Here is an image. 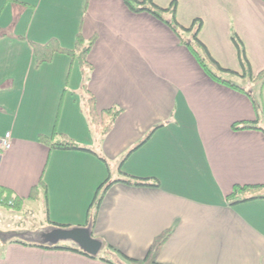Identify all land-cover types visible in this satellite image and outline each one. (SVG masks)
<instances>
[{
	"label": "crops",
	"instance_id": "1",
	"mask_svg": "<svg viewBox=\"0 0 264 264\" xmlns=\"http://www.w3.org/2000/svg\"><path fill=\"white\" fill-rule=\"evenodd\" d=\"M176 1L178 22L190 27L200 18L199 37L221 65L243 71L236 33L253 73L264 68V0ZM0 27L8 31L0 38V136L11 133L0 185L25 197L21 209L0 206L1 218L46 213L44 203L32 205L42 199L27 197L42 175L50 221L70 227L86 225L108 178L128 174L160 183L112 184L93 228L103 241L97 256L13 236L0 242V264H111L102 257L109 245L145 262L168 229L156 257L161 264H264V199L234 206L226 199L237 183H264V131L232 127L257 118L264 124L248 94L213 79L166 21L131 9L126 0H0ZM80 30L85 39L98 35L88 55V87L98 109H123L101 144L109 167L92 153L50 149L39 140L56 128L96 144L79 61L56 53L37 66L31 44L55 37L74 48ZM46 219L43 227L51 226Z\"/></svg>",
	"mask_w": 264,
	"mask_h": 264
},
{
	"label": "trees",
	"instance_id": "2",
	"mask_svg": "<svg viewBox=\"0 0 264 264\" xmlns=\"http://www.w3.org/2000/svg\"><path fill=\"white\" fill-rule=\"evenodd\" d=\"M128 6L135 10H149L154 13L164 21H166L170 27L176 32L181 42L188 45L192 50L194 56L200 63V65L206 70V72L215 80L228 84L240 91L248 94L256 112L258 115L264 116V102H263V87H264V68L257 73L256 75L252 72V66L250 60L247 56L245 45L241 38L234 33L232 38L234 43L238 49L240 63L242 65L243 71L239 73L237 70L224 67L221 63L211 54L207 45L200 39L199 30L202 25V20L197 18L194 20L193 25L190 27H185L181 25L176 18V10H177V1L172 0L168 7H163L158 5L153 0H126ZM186 32H191V36L188 38L185 36ZM8 35V31L0 27V38ZM19 39L25 40V35H18ZM98 38L97 34H94L89 39H85L82 31L80 30L76 36V43L74 48H66L63 47L57 38H51L44 43L32 42L36 65L40 66L41 64L51 62L56 53H65L69 55L73 60H78L81 66V70L84 74L82 89L85 90L86 102H85V110L88 116V122L90 125V129L92 130L95 136V145L83 144L76 141L74 138L70 137L66 133L59 132L56 128L54 129L51 135L40 134L39 140L48 145L50 149H60V150H79L92 153L99 157L108 167H109V159L103 154L101 149V144L104 137L112 130L114 127L115 121L119 114L123 111L121 107L117 105H112L110 107L99 110L96 103V97L92 93V91L88 87V82L91 77V72L93 70V64L89 61L88 55L92 47L94 46L96 40ZM221 72L235 74L241 77H248L252 80H261V84L259 85V89L255 91L253 88H246L244 85H241L235 81H233L229 77H225L221 74ZM261 117V116H260ZM261 118H257L254 120H240L235 121L232 124L234 129H261L264 131V124L260 123ZM163 123L156 125L149 134L145 137V139L138 145L140 146L145 140H147ZM124 182L130 185L137 186H159V181L150 177H135L132 175L126 174L122 178L106 179L97 189L96 197L94 199L95 208L92 214H89L86 225L91 226L92 232L95 225L96 217L98 214L99 206L108 191V189L115 182ZM49 190L48 185L42 175L37 183H35L28 194V198L33 200L42 199L46 206V216L49 219V208H48V198H49ZM25 197H21L17 195L10 187L5 185H0V206H5L13 209H21L23 206V200ZM227 202L229 205L234 206L243 202L255 200V199H264V183H246L240 184L237 183L234 185L233 189L226 196ZM50 224L53 226H64L70 227V225L60 224L53 221H50ZM171 230L168 229L164 235L161 237L160 241L154 246V262L156 264H161L156 261V257L158 255L160 246L167 240L170 236ZM24 243L42 245L44 247H55V248H67L80 251L87 255L85 251L80 248L71 247L68 245H48V244H40L30 240H21ZM108 252L106 255L102 256L104 260L108 261L111 264H140L138 259L131 258L125 254H123L118 249L112 247L111 245L107 246ZM92 256V255H90ZM113 258H117L115 261ZM119 261V262H118Z\"/></svg>",
	"mask_w": 264,
	"mask_h": 264
},
{
	"label": "water",
	"instance_id": "3",
	"mask_svg": "<svg viewBox=\"0 0 264 264\" xmlns=\"http://www.w3.org/2000/svg\"><path fill=\"white\" fill-rule=\"evenodd\" d=\"M22 236L30 241L48 245H59L61 241L72 240L81 250L92 256H97L103 249V241L93 235L89 225L73 227L51 225L44 229L23 233Z\"/></svg>",
	"mask_w": 264,
	"mask_h": 264
},
{
	"label": "rangeland",
	"instance_id": "4",
	"mask_svg": "<svg viewBox=\"0 0 264 264\" xmlns=\"http://www.w3.org/2000/svg\"><path fill=\"white\" fill-rule=\"evenodd\" d=\"M185 34H188L187 35L188 38L191 36L190 32H186ZM221 74L224 75L225 77L231 78L233 81H235L241 85H244L246 88H253L255 91H257L259 89L258 87L261 84V80L256 81V80L249 79L248 77H245V78L244 77H238L235 74H229V73H225V72H221ZM253 74L256 75L257 73H253ZM35 203L36 204H32V205H40V204H43L44 202L39 201V202H35ZM37 203H39V204H37ZM45 209H46V206H45ZM28 211H30V210H28ZM34 212H35V214L30 219H27V217L22 218V216H20V217L15 216L13 214H8L4 218L0 217V242L4 243V241L6 239H9L13 236H22L23 233H26L23 231L28 230L29 227H31V228H37L38 227L41 229L47 228V227H43V226H46L47 222L41 223L42 220L47 221L46 213L44 211L40 212L38 209H36ZM19 222L20 223L23 222V224H20ZM28 232L29 231H27V233ZM61 242L62 243L75 244V242L72 240H64ZM102 251L103 250H101L99 253H102ZM113 259L115 261L117 260V258H113ZM153 262H154V258H150L149 260H146L145 262H140V264H153Z\"/></svg>",
	"mask_w": 264,
	"mask_h": 264
},
{
	"label": "built area",
	"instance_id": "5",
	"mask_svg": "<svg viewBox=\"0 0 264 264\" xmlns=\"http://www.w3.org/2000/svg\"><path fill=\"white\" fill-rule=\"evenodd\" d=\"M10 146H11V133L8 131L4 135L0 136V163L4 151Z\"/></svg>",
	"mask_w": 264,
	"mask_h": 264
}]
</instances>
